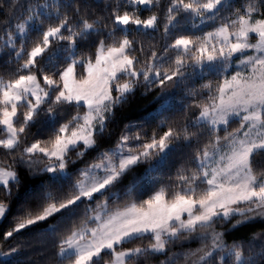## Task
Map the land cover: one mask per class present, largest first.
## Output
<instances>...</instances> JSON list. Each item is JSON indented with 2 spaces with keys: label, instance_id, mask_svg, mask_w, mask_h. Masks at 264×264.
<instances>
[{
  "label": "snow or ice",
  "instance_id": "6c2138e0",
  "mask_svg": "<svg viewBox=\"0 0 264 264\" xmlns=\"http://www.w3.org/2000/svg\"><path fill=\"white\" fill-rule=\"evenodd\" d=\"M0 56V264H264V0H0Z\"/></svg>",
  "mask_w": 264,
  "mask_h": 264
},
{
  "label": "trees",
  "instance_id": "16d2710c",
  "mask_svg": "<svg viewBox=\"0 0 264 264\" xmlns=\"http://www.w3.org/2000/svg\"><path fill=\"white\" fill-rule=\"evenodd\" d=\"M3 57L0 56V60H2ZM150 99V98H149ZM134 110L130 113L131 115H139L145 107H147V100L144 99H138L137 101H134Z\"/></svg>",
  "mask_w": 264,
  "mask_h": 264
}]
</instances>
